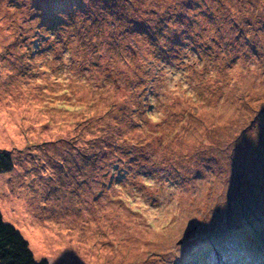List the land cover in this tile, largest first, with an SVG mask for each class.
I'll use <instances>...</instances> for the list:
<instances>
[{
  "label": "rangeland",
  "instance_id": "1",
  "mask_svg": "<svg viewBox=\"0 0 264 264\" xmlns=\"http://www.w3.org/2000/svg\"><path fill=\"white\" fill-rule=\"evenodd\" d=\"M220 1L0 0V213L34 259L264 264V0Z\"/></svg>",
  "mask_w": 264,
  "mask_h": 264
},
{
  "label": "trees",
  "instance_id": "2",
  "mask_svg": "<svg viewBox=\"0 0 264 264\" xmlns=\"http://www.w3.org/2000/svg\"><path fill=\"white\" fill-rule=\"evenodd\" d=\"M226 1L227 0H223V2ZM216 2L222 4L220 0H216ZM144 30H146V28H144ZM260 30L264 31V27L261 28ZM224 40H228V38H225ZM224 40L222 43L225 42ZM235 40L237 42L241 39L239 37H236ZM241 41H244L246 44L241 51V54L243 55L247 54L246 46L248 47L251 46L250 51H252V53L255 52L254 46L257 48V50L258 49L261 50L259 43H257L258 45L257 44L255 45L254 42L251 44L248 43L247 34L242 36ZM217 49L218 52H216L215 55L219 57L218 59L226 58L229 59V61L231 60L233 62L235 61V58H233L229 53L227 52L223 53L224 51L222 50V47L217 46ZM216 60L217 58L215 57L214 61ZM12 169L13 166L10 156L7 155L5 152H0V174L9 173L12 171ZM0 264H48L45 260L37 261L36 259H34L29 249V245L27 244V241L22 237L21 234H19V232L12 225L3 222L1 213H0Z\"/></svg>",
  "mask_w": 264,
  "mask_h": 264
},
{
  "label": "bare ground",
  "instance_id": "3",
  "mask_svg": "<svg viewBox=\"0 0 264 264\" xmlns=\"http://www.w3.org/2000/svg\"><path fill=\"white\" fill-rule=\"evenodd\" d=\"M200 32H201V31H200ZM2 112H3V111H2ZM8 122H9V121H7V125H8ZM216 222H217V221H216ZM127 223H128V221H127ZM130 223H131V222H130ZM128 225H129V224H128ZM131 225H132V223H131ZM216 225H217V224H216ZM223 253H224V251H223ZM239 259H240V258H239Z\"/></svg>",
  "mask_w": 264,
  "mask_h": 264
}]
</instances>
